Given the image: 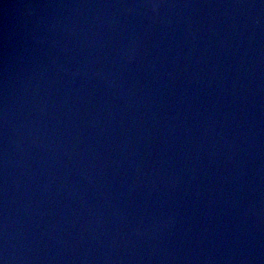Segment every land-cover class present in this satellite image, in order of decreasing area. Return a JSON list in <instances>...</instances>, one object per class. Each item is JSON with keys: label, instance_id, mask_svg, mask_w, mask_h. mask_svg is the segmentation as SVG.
Masks as SVG:
<instances>
[{"label": "water", "instance_id": "95a60500", "mask_svg": "<svg viewBox=\"0 0 264 264\" xmlns=\"http://www.w3.org/2000/svg\"><path fill=\"white\" fill-rule=\"evenodd\" d=\"M3 264H264V0H0Z\"/></svg>", "mask_w": 264, "mask_h": 264}, {"label": "snow or ice", "instance_id": "6c2138e0", "mask_svg": "<svg viewBox=\"0 0 264 264\" xmlns=\"http://www.w3.org/2000/svg\"><path fill=\"white\" fill-rule=\"evenodd\" d=\"M0 264H3V262H2V261H0Z\"/></svg>", "mask_w": 264, "mask_h": 264}]
</instances>
